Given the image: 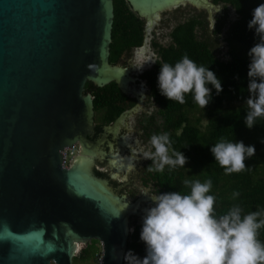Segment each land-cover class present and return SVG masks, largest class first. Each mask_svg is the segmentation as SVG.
Listing matches in <instances>:
<instances>
[{"label":"water","instance_id":"1","mask_svg":"<svg viewBox=\"0 0 264 264\" xmlns=\"http://www.w3.org/2000/svg\"><path fill=\"white\" fill-rule=\"evenodd\" d=\"M145 18L144 42L108 61L112 0H0V264H72L76 245L99 240L97 264H123L130 232L151 207L141 186L151 130L139 125L149 86L137 78L157 56L161 12L211 0H127ZM135 56H143L132 65ZM86 81H111L138 102L93 126ZM80 144L65 166L66 151Z\"/></svg>","mask_w":264,"mask_h":264},{"label":"trees","instance_id":"2","mask_svg":"<svg viewBox=\"0 0 264 264\" xmlns=\"http://www.w3.org/2000/svg\"><path fill=\"white\" fill-rule=\"evenodd\" d=\"M212 1L214 4H223L224 9L232 8L236 14V18L231 21L225 16L217 17L213 33L216 37L223 33L225 50L221 55V50L209 36L205 12L190 11L182 20H178L167 33L170 37L168 42H161L157 38L151 40L157 59L140 77L149 86L147 97L155 110L143 114L138 123L153 134L167 132L172 149L182 152L188 162L184 168L170 170L166 166L163 172H147L146 169L153 162H146L143 164L141 180L145 186L153 184L156 194H187L190 189L183 187L185 179H198L201 182L211 179L209 194L216 197L217 214L227 212L234 205H239L243 214L264 211V118L258 119L251 130L244 123L247 111L245 101L249 96L248 52L258 42L254 29L249 30L248 22L253 9L264 3V0ZM112 5L108 61L116 64L125 50L143 45L144 19L131 8L127 0H112ZM185 54L198 65L209 67L222 83L223 91L217 95L213 88L212 99L205 109L194 103L191 94L186 95L183 105L169 101L160 94L157 82L160 65H174ZM84 93L92 96L93 118L98 122L95 126L100 127L110 125L135 100L114 81L101 87L86 81ZM222 137L232 142L242 141L246 146H255V155L245 161L246 170L225 175L224 170L215 163L210 149ZM234 192L240 195L233 197ZM141 228L142 222L134 225V231L129 233L123 264L138 262L139 258L146 255V247L140 240ZM258 238L264 242V228L259 230ZM99 243V240L91 239L78 255L73 256L72 263L93 264L99 252Z\"/></svg>","mask_w":264,"mask_h":264},{"label":"clouds","instance_id":"3","mask_svg":"<svg viewBox=\"0 0 264 264\" xmlns=\"http://www.w3.org/2000/svg\"><path fill=\"white\" fill-rule=\"evenodd\" d=\"M248 28L254 29L258 37L248 52L249 96L245 101L244 123L251 130L258 119L264 118V3L253 9ZM141 59L146 58L133 59L132 65L137 70L154 63L149 60L137 67ZM157 82L160 94L169 101L183 105L186 95L191 94L194 103L202 109L209 105L213 88L217 95L223 91L216 74L187 54L174 65L161 64ZM149 144L154 151L139 149L144 159L153 162L147 172H163L166 166L170 170L184 168L188 162L182 152L172 149L167 132L151 135ZM210 151L224 174L230 175L246 170L245 161L255 155L256 149L254 145L246 146L242 141L232 142L222 137ZM183 187L190 191L148 196L152 206L144 209L140 232L146 255L137 264H264V242L258 238L259 230L264 228V211L243 214V209L234 205L227 212L217 214L216 197L209 194L211 179L204 182L185 179ZM239 195L233 193V197ZM131 231L134 229H126V233Z\"/></svg>","mask_w":264,"mask_h":264},{"label":"rangeland","instance_id":"4","mask_svg":"<svg viewBox=\"0 0 264 264\" xmlns=\"http://www.w3.org/2000/svg\"><path fill=\"white\" fill-rule=\"evenodd\" d=\"M211 2H213V1L211 0ZM216 5L220 6L221 14H219L217 12H213V14H212V19L214 20L213 28L215 26L216 20L218 19L217 17L222 18V16H225L227 18V20H229V21L234 20L236 18V14L232 8L228 7L227 9H224L223 4H216ZM190 11H192V12H194V11L205 12L206 17L208 18V12L205 9H200L198 11L197 7H193L190 4H185L184 6L180 4L175 9H173L171 11L161 12V18L159 19V25H154L153 30L150 32L151 37L155 36V38H157L161 42H168L170 40V37L167 34L169 32V30L172 29V27L174 26V24L178 20H182ZM208 28H209V32H208L209 36H210L211 40L213 41L214 45L219 50H221L219 53V55H221L222 51L225 50V42L223 40V33L220 34L219 37H216L213 33V29L211 30L209 27V21H208ZM149 51L152 52L154 55H156L154 53L151 45H150V40H149ZM146 69H148V68H146ZM138 76H139V74L137 75V77ZM128 94H129V96H132L131 93H128ZM154 110H155V107L152 104H150L149 102L148 103L145 102V104H144L145 114H150ZM95 122L96 121L93 118V126H95ZM79 147H80V144H76L72 149L66 151L65 166H69L73 157L78 156L80 154ZM146 150L152 151L149 143L146 144ZM141 178H142V175L140 177V181H141ZM141 186H142V181H141ZM142 187H144V186H142ZM144 188H148L149 193H152V188H153L152 185L144 187ZM86 245H87V243H86ZM86 245L85 244H83L81 246L78 245L76 248V252L74 253V256L78 255L80 253L81 249H83ZM98 247H99V252L95 256V258L93 259V261H92L93 264H97L100 260V257H101L102 247H101L100 243L98 244ZM132 264H137V262H132Z\"/></svg>","mask_w":264,"mask_h":264},{"label":"flooded vegetation","instance_id":"5","mask_svg":"<svg viewBox=\"0 0 264 264\" xmlns=\"http://www.w3.org/2000/svg\"><path fill=\"white\" fill-rule=\"evenodd\" d=\"M142 18H143V17H142ZM143 19H144V27H145V26H146V20H145V18H143ZM144 35H145V32H144ZM152 37L155 38V36H152ZM151 40H152V39H151ZM151 40H150V44H151ZM135 48H138V47H135ZM144 71H145V70H144ZM144 71H143V72H144ZM140 75H141V74H139V76H138L137 78L140 79V80H143V79L140 77ZM128 96H129V94H128ZM129 97H132V98H134L135 100H134V103H133L132 105H130V106H128V107L126 108L125 111H129V110H131L133 107L136 106V104H137V102H138V100H137L136 97H133V96H129ZM148 102H149V100L147 101V103H148ZM123 112H124V111H123ZM123 112H122V113H123ZM122 113H121V114H122ZM121 114H120V115H121ZM143 114H145V112H142V113H141V115L139 116V119H141V116H143ZM120 115H119V116H120ZM119 116H118V117H119ZM118 117H117V118H118ZM117 118H116V119H117ZM116 119H115V120H116ZM115 120H114V121H115ZM114 121H112L110 124H112ZM96 124L98 125V122H95V125H96ZM103 126H105V125H103ZM141 181H142V180H141ZM151 185L153 186V184H150V185H148V186H151ZM142 186L147 187V186H145L143 183H142ZM153 190H154V186H153V188H152V194L154 193ZM134 262H135V261H134Z\"/></svg>","mask_w":264,"mask_h":264},{"label":"bare ground","instance_id":"6","mask_svg":"<svg viewBox=\"0 0 264 264\" xmlns=\"http://www.w3.org/2000/svg\"><path fill=\"white\" fill-rule=\"evenodd\" d=\"M78 156H79V155H78ZM78 245H79V244L76 245V248H77Z\"/></svg>","mask_w":264,"mask_h":264}]
</instances>
